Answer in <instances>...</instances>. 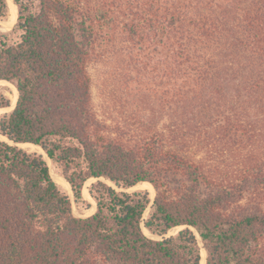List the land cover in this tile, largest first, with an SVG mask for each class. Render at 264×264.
<instances>
[{
  "label": "trees",
  "instance_id": "1",
  "mask_svg": "<svg viewBox=\"0 0 264 264\" xmlns=\"http://www.w3.org/2000/svg\"><path fill=\"white\" fill-rule=\"evenodd\" d=\"M12 1L0 264H199L198 237L205 264H264V0ZM99 57L118 84L104 117L88 71ZM13 143L40 146L75 200L95 178V211L74 216L43 156ZM142 183L152 198L115 188Z\"/></svg>",
  "mask_w": 264,
  "mask_h": 264
},
{
  "label": "rangeland",
  "instance_id": "2",
  "mask_svg": "<svg viewBox=\"0 0 264 264\" xmlns=\"http://www.w3.org/2000/svg\"><path fill=\"white\" fill-rule=\"evenodd\" d=\"M7 5H8V11L5 16L0 17V31L2 32H9L14 23L16 22V17H17V8L16 5H14L12 0H6ZM113 66L111 63L105 61L104 59H101V57L91 60L89 65H88V71L90 74L91 78V100L93 107L97 114L101 117L107 116L111 113H115L114 107H115V101L116 98L113 96L115 92H117L116 88L118 87V84L114 81L115 76L113 72ZM115 85V87H114ZM0 92L5 94L9 100H10V105H12L15 101L16 98V91L14 87L11 84L5 83L3 81H0ZM14 99L13 103L12 100ZM10 110L8 108L5 109H0V116L4 113L9 112ZM0 140H6L5 137L0 135ZM21 148L25 149L28 152H36V153H41L39 148L35 147L32 144H23L20 146ZM46 163L48 164L51 177L52 179L60 185L64 190L69 195L70 201H71V207H72V213L76 217H85L90 214H92L95 211V201L92 199L88 192V187L90 184L94 181H96L95 178H90L88 179L83 186L82 189V199L80 200H75L73 196H71L69 190H68V185L65 181L62 180V174L60 171V168L54 164L51 160H46ZM101 180L108 182L101 178ZM111 184L110 182H108ZM113 185V184H112ZM119 191H134L138 189H146L149 192L150 197L152 198L154 195V192L151 189V186L147 183H142L135 185L133 187H130L128 189H123V188H117ZM150 211V204L147 206L143 213V219H145ZM184 226H177L169 229L163 236L168 237L170 235H175L180 229H182ZM142 229L144 233L153 239H159L161 238L158 235L150 233L147 229H145L142 226ZM194 233L197 235L196 231L192 229ZM198 237V236H197ZM198 245L200 249V263L199 264H205L206 260V251L203 247L202 242L200 241L198 237Z\"/></svg>",
  "mask_w": 264,
  "mask_h": 264
},
{
  "label": "water",
  "instance_id": "3",
  "mask_svg": "<svg viewBox=\"0 0 264 264\" xmlns=\"http://www.w3.org/2000/svg\"><path fill=\"white\" fill-rule=\"evenodd\" d=\"M14 5H15V4H14ZM1 81L5 82V83H8V84H11L10 82H8V81H6V80H1ZM11 85H12V84H11ZM12 86H13V85H12ZM13 87H14V86H13ZM14 89H15V91H16V98H15L14 103H13L12 105L7 106V107H3L2 109L8 108L9 110H11V109L14 107L15 102H16V99H17V90H16L15 87H14ZM1 136H2V135H1ZM5 141H8V140L6 139ZM10 143H11V142H10ZM13 144H16L17 146L20 147V146L23 145L24 143H13ZM28 144H32V143H28ZM32 145H34L35 147L39 148V150L41 151L40 154L43 156V158L45 159V161H46V160H50L49 157L45 154V152L42 150V148H41L40 146L35 145V144H32ZM47 165H48V164H47ZM49 172H50V170H49ZM50 175H51V173H50ZM62 180L65 181V182L68 184V190H69L71 196H73L69 183L66 181V179H65L64 177H62ZM137 185H138V184H137ZM151 189H152V191L154 192L152 186H151ZM95 208H96V204H95Z\"/></svg>",
  "mask_w": 264,
  "mask_h": 264
},
{
  "label": "bare ground",
  "instance_id": "4",
  "mask_svg": "<svg viewBox=\"0 0 264 264\" xmlns=\"http://www.w3.org/2000/svg\"><path fill=\"white\" fill-rule=\"evenodd\" d=\"M13 101H14V99L12 100V103H13ZM147 184H149V183H147ZM68 185V184H67ZM150 185V184H149ZM151 186V185H150Z\"/></svg>",
  "mask_w": 264,
  "mask_h": 264
}]
</instances>
